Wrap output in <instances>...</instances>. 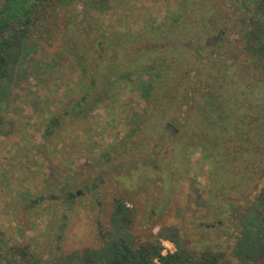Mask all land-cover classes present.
Segmentation results:
<instances>
[{
  "label": "rangeland",
  "instance_id": "rangeland-1",
  "mask_svg": "<svg viewBox=\"0 0 264 264\" xmlns=\"http://www.w3.org/2000/svg\"><path fill=\"white\" fill-rule=\"evenodd\" d=\"M184 1L105 0L103 10L99 0H66L58 6L60 30L51 37L35 32L32 53L50 60L59 52L62 65L46 82L24 79L0 106L1 248L5 242L25 243L49 260L98 248L112 202L122 196L137 210L139 235L174 225L189 247L224 252L221 264H246L251 241L264 239L262 212L244 221L236 202L223 215V198H218L223 190L211 175L213 165L202 161L194 147H188L183 162H143L133 156L139 134L125 137L136 125H125V118L140 105L125 74L147 71L165 58L171 42L163 30L181 19ZM135 46L147 50L138 54ZM181 53L187 63L185 45ZM137 58L138 66L133 65ZM95 65L106 76L85 99ZM111 68L123 80L113 99L105 94L114 84ZM98 96L99 103L93 101ZM163 141L156 153L173 149ZM163 244L168 253L175 250L170 242ZM248 258L250 264H264V242Z\"/></svg>",
  "mask_w": 264,
  "mask_h": 264
},
{
  "label": "trees",
  "instance_id": "trees-1",
  "mask_svg": "<svg viewBox=\"0 0 264 264\" xmlns=\"http://www.w3.org/2000/svg\"><path fill=\"white\" fill-rule=\"evenodd\" d=\"M99 1L106 9L105 0ZM65 2L0 0V106L24 79L46 82L50 71L62 65L59 52L48 60L47 55L32 53L30 47L35 32L51 37L60 30L58 6ZM184 2L182 20L171 21L163 30L171 42L165 45V58L147 71L125 74L140 99L130 118H125V125L136 124L125 137L139 134L138 152L133 156L143 162H183L188 147H194L202 161L213 165L211 175L223 190L218 197L223 198V204L219 202L225 209L223 215L230 214L237 202L244 221L247 216L251 221L261 212L264 215V0ZM155 43H159L157 38ZM184 45L187 63L181 53ZM135 48L138 54L147 50ZM138 58L133 65L138 66ZM93 68L85 99L98 91L99 81L106 76L96 65ZM111 70L114 84L105 91L109 99L123 81ZM99 99L93 101L99 103ZM164 139L173 149L156 153ZM161 154L166 158L158 160ZM136 226V208L118 196L107 225L101 227L100 247L60 253L49 260L29 244L5 242V248L0 245V264H221L225 259L224 252L213 248L189 247L177 226L161 225L157 232L144 236L135 231ZM164 241L175 250L164 254ZM263 242L251 241L243 257L246 264Z\"/></svg>",
  "mask_w": 264,
  "mask_h": 264
},
{
  "label": "built area",
  "instance_id": "built-area-1",
  "mask_svg": "<svg viewBox=\"0 0 264 264\" xmlns=\"http://www.w3.org/2000/svg\"><path fill=\"white\" fill-rule=\"evenodd\" d=\"M164 247H165V244H164ZM170 252H173V251L170 250ZM163 253H164V254H167V253H168V250L165 248Z\"/></svg>",
  "mask_w": 264,
  "mask_h": 264
}]
</instances>
